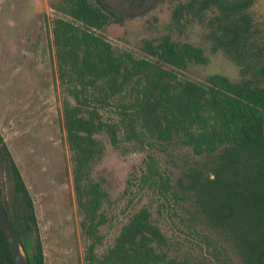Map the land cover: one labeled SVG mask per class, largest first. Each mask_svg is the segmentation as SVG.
I'll return each mask as SVG.
<instances>
[{
  "label": "trees",
  "instance_id": "16d2710c",
  "mask_svg": "<svg viewBox=\"0 0 264 264\" xmlns=\"http://www.w3.org/2000/svg\"><path fill=\"white\" fill-rule=\"evenodd\" d=\"M253 1L193 0L198 12L216 10L210 26L217 47L240 65L254 56L247 12ZM56 10L67 17L52 20L51 34L75 203L87 242L84 263L189 264L170 255L167 237L146 208L131 214L113 244L99 252L109 197L92 172L105 136L113 147L188 149L195 166L177 180L180 192L243 264H264V87L219 74L201 83L181 78L190 63L205 64L207 57L202 48L168 35L145 40L143 57L114 49L98 31L120 18L99 0H61ZM255 67L264 78V63ZM200 158L205 162L199 169ZM145 165L144 182L169 192V177L150 153ZM0 202L28 264H44L33 200L1 133ZM0 264H15L1 227Z\"/></svg>",
  "mask_w": 264,
  "mask_h": 264
},
{
  "label": "rangeland",
  "instance_id": "374dc122",
  "mask_svg": "<svg viewBox=\"0 0 264 264\" xmlns=\"http://www.w3.org/2000/svg\"><path fill=\"white\" fill-rule=\"evenodd\" d=\"M60 1L0 0V133L33 200L44 264H85L87 242L75 203L72 154L65 139L52 45V20L66 17L56 10ZM100 1L120 18L98 31L114 49L143 57L145 40L158 42L168 35L202 48L207 57L205 64L190 63L181 78L201 83L219 74L232 82L250 79L264 87L255 67L264 63V0H254L247 11L254 56L242 65L217 47V34L210 26L215 9L198 12L193 0ZM99 139L104 153L92 177L109 197L99 252L113 244L131 214L146 208L167 237L172 257L189 264H243L177 187V180L195 163L188 149L147 151L123 143L113 147L105 136ZM148 153L169 177L171 188L165 194L143 180ZM204 162L200 158L196 166L203 168Z\"/></svg>",
  "mask_w": 264,
  "mask_h": 264
},
{
  "label": "water",
  "instance_id": "95a60500",
  "mask_svg": "<svg viewBox=\"0 0 264 264\" xmlns=\"http://www.w3.org/2000/svg\"><path fill=\"white\" fill-rule=\"evenodd\" d=\"M0 227L9 243L15 264H28L21 241L0 202Z\"/></svg>",
  "mask_w": 264,
  "mask_h": 264
},
{
  "label": "flooded vegetation",
  "instance_id": "af4514ba",
  "mask_svg": "<svg viewBox=\"0 0 264 264\" xmlns=\"http://www.w3.org/2000/svg\"><path fill=\"white\" fill-rule=\"evenodd\" d=\"M99 2L102 4V2L99 0ZM103 5V4H102Z\"/></svg>",
  "mask_w": 264,
  "mask_h": 264
}]
</instances>
